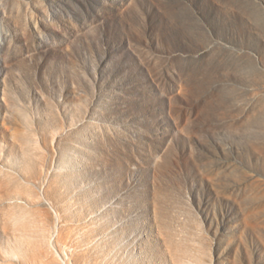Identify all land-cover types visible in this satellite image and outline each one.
I'll return each mask as SVG.
<instances>
[{"label": "rangeland", "instance_id": "374dc122", "mask_svg": "<svg viewBox=\"0 0 264 264\" xmlns=\"http://www.w3.org/2000/svg\"><path fill=\"white\" fill-rule=\"evenodd\" d=\"M0 264H264V0H0Z\"/></svg>", "mask_w": 264, "mask_h": 264}]
</instances>
